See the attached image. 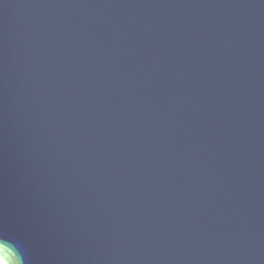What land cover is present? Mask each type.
Here are the masks:
<instances>
[{
	"label": "water",
	"instance_id": "water-1",
	"mask_svg": "<svg viewBox=\"0 0 264 264\" xmlns=\"http://www.w3.org/2000/svg\"><path fill=\"white\" fill-rule=\"evenodd\" d=\"M4 264H264V0H0Z\"/></svg>",
	"mask_w": 264,
	"mask_h": 264
},
{
	"label": "bare ground",
	"instance_id": "bare-ground-1",
	"mask_svg": "<svg viewBox=\"0 0 264 264\" xmlns=\"http://www.w3.org/2000/svg\"><path fill=\"white\" fill-rule=\"evenodd\" d=\"M0 264H4V261L0 258Z\"/></svg>",
	"mask_w": 264,
	"mask_h": 264
}]
</instances>
